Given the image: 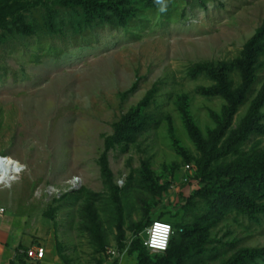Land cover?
Returning a JSON list of instances; mask_svg holds the SVG:
<instances>
[{"label":"rangeland","instance_id":"374dc122","mask_svg":"<svg viewBox=\"0 0 264 264\" xmlns=\"http://www.w3.org/2000/svg\"><path fill=\"white\" fill-rule=\"evenodd\" d=\"M83 1L0 25V215L58 264H137L158 219L180 253L152 264H264V52L232 113L202 67L237 95L264 0Z\"/></svg>","mask_w":264,"mask_h":264},{"label":"trees","instance_id":"16d2710c","mask_svg":"<svg viewBox=\"0 0 264 264\" xmlns=\"http://www.w3.org/2000/svg\"><path fill=\"white\" fill-rule=\"evenodd\" d=\"M12 0H0V25L6 21L8 17H12L15 22V26H17L18 18L21 16L23 17L24 12H31L35 5L29 3L32 2L30 0L29 2L26 0L23 2L16 0L15 3L11 4ZM76 4L80 5L82 8L88 7V1L83 0H76ZM264 52V21L262 26L255 32L254 36L245 44V48L243 51V58L240 60L241 62V75H242V86L237 95H232L228 89L225 88V80L224 76L221 70L214 69L208 66L203 65V68L209 69V74H211L224 88V92L227 95L229 102L232 106V109H230V112L232 113L239 104V102L243 99L244 94L246 90L249 88L251 83L255 80L254 75V64L257 61V56ZM150 95L146 97L141 103L140 107L143 106L146 102H149ZM264 102V90L259 95V99L257 100L256 106L259 107ZM229 112V113H230ZM248 128L251 127V122L247 125ZM111 140L112 137H108L105 140L104 144V150L100 158L102 171L106 176H109V162H108V152L111 146ZM263 174H261L262 176ZM262 181L260 180V183ZM252 209V207H251ZM159 220V219H158ZM162 221V220H160ZM152 224V223H151ZM151 226V225H150ZM42 246V245H40ZM28 247H22L20 246L17 250V254L15 258L10 262V264H26L28 263H34L37 264L38 262H32L29 260V258L26 255V251L28 250ZM141 255L138 256V263L137 264H152L150 259L148 258V249L143 244V247L141 248ZM148 250V251H147ZM23 251L24 253H21ZM177 245L175 242L172 241V237L169 243V246L165 252L159 253L164 254L165 257H168L172 261L176 260L179 257V252Z\"/></svg>","mask_w":264,"mask_h":264},{"label":"crops","instance_id":"0c3cea01","mask_svg":"<svg viewBox=\"0 0 264 264\" xmlns=\"http://www.w3.org/2000/svg\"><path fill=\"white\" fill-rule=\"evenodd\" d=\"M23 232L22 224L17 223V221H8V216L0 215V264H10L20 246L30 247L31 238L29 239ZM44 249L46 252L45 247ZM46 254L47 257L44 256L38 262L39 264H58L49 252Z\"/></svg>","mask_w":264,"mask_h":264},{"label":"clouds","instance_id":"9594fccd","mask_svg":"<svg viewBox=\"0 0 264 264\" xmlns=\"http://www.w3.org/2000/svg\"><path fill=\"white\" fill-rule=\"evenodd\" d=\"M155 4L159 6V11L161 13L167 11L166 0H155ZM145 231L149 232L150 235V239L145 241L147 247L160 251L166 250L168 241L172 234V226L170 224H164L156 221L154 222L151 230L146 229Z\"/></svg>","mask_w":264,"mask_h":264},{"label":"built area","instance_id":"2783aa9c","mask_svg":"<svg viewBox=\"0 0 264 264\" xmlns=\"http://www.w3.org/2000/svg\"><path fill=\"white\" fill-rule=\"evenodd\" d=\"M0 158H2V157H0ZM3 158H4V157H3ZM6 162H7V161H6ZM6 162H2V165H3L4 168H5V164H6ZM186 168L188 169L189 166H187ZM4 213H5V208L1 207V208H0V214H4ZM156 221H159V222L164 223V224H169V223H167V222H163V221H160V220H155V221L152 222L151 226H150L149 228H147V229H148V230H151V228H152L154 222H156ZM172 234H173V228H172ZM172 234H171L170 239H169V241H168V246H169V243H170V240H171ZM149 239H150L149 232L146 231V236H145V240H144V245H145V246H146L145 241H148ZM168 246H167V248H168ZM146 247H147V246H146ZM167 248H166V250H167ZM147 249H148L149 251L156 252V253H162V252H165V251H166V250H164V251H160V250H157V249H151V248H149V247H147ZM21 253H24V252L21 251ZM25 253H26L27 257L29 258V260H31L32 262H39V261H41V260L44 258V256H45V249H44L43 246H36V247H34V248H29Z\"/></svg>","mask_w":264,"mask_h":264},{"label":"bare ground","instance_id":"6f19581e","mask_svg":"<svg viewBox=\"0 0 264 264\" xmlns=\"http://www.w3.org/2000/svg\"><path fill=\"white\" fill-rule=\"evenodd\" d=\"M5 168L0 170V184L10 183L17 179V175L23 169V166L11 158H6Z\"/></svg>","mask_w":264,"mask_h":264},{"label":"water","instance_id":"95a60500","mask_svg":"<svg viewBox=\"0 0 264 264\" xmlns=\"http://www.w3.org/2000/svg\"><path fill=\"white\" fill-rule=\"evenodd\" d=\"M7 161V159L6 158H0V170L1 169H4V167H3V165H2V162H6Z\"/></svg>","mask_w":264,"mask_h":264}]
</instances>
